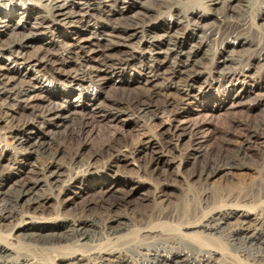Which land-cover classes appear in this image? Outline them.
Masks as SVG:
<instances>
[{
  "label": "bare ground",
  "instance_id": "6f19581e",
  "mask_svg": "<svg viewBox=\"0 0 264 264\" xmlns=\"http://www.w3.org/2000/svg\"><path fill=\"white\" fill-rule=\"evenodd\" d=\"M185 1L190 6L186 10L179 7L182 0H113L114 7L108 0H0V123L14 135L16 146L33 156L32 162L15 165L0 153V226L10 231V237H0V264H56L58 260L66 264H216L219 259L244 257L264 264V257L234 249L236 240H252L257 227L264 230V206L252 212L232 209L230 204L216 206L201 223L177 226L175 233L149 227L141 231L140 239L129 238L132 222L117 210L131 206L143 185L133 177L125 180L133 174L129 167L170 186L178 143L187 132L170 126L162 139L144 133L134 140L114 129L98 148L85 145L69 154L54 151L40 132L74 119L80 120L82 130L87 127L82 123L87 115L97 122L119 124L122 116L133 112L151 124L158 114L175 106L166 93L176 91L182 101L197 97L207 86L201 57L205 35L229 46L213 63V82L226 83L232 100L246 98L251 93L247 86L236 84V74L224 69L230 57L225 54L256 47L232 15L237 8H250L255 0ZM261 17L264 20V12ZM212 19L219 22L218 28L207 32L204 24ZM185 28L189 35L182 38L179 31ZM58 36L64 39H55ZM123 72H135V81L144 78L153 86L150 97L168 96L164 105L155 106L151 98L139 101L135 108L116 100L106 104L108 97L100 88L104 90ZM46 77L51 81L46 83ZM89 84L99 89L88 92ZM46 88H50L47 94H34ZM77 92L83 95L73 100ZM21 110H29L32 118L14 124V115ZM254 134L250 131L245 142ZM197 146L186 155L187 166H194L201 156ZM229 166L219 164L199 176L210 181L224 175ZM56 192L58 211L73 213L72 217L51 216L50 196ZM158 193L164 199L165 190ZM120 194L119 202L111 201ZM233 219L239 224L227 235L226 244L219 236L213 238ZM25 242L44 250L72 251L50 261L20 251Z\"/></svg>",
  "mask_w": 264,
  "mask_h": 264
},
{
  "label": "rangeland",
  "instance_id": "374dc122",
  "mask_svg": "<svg viewBox=\"0 0 264 264\" xmlns=\"http://www.w3.org/2000/svg\"><path fill=\"white\" fill-rule=\"evenodd\" d=\"M255 1L252 2L254 4L250 5V8L243 7V10L241 8L238 10L237 8L232 12V15L236 19V23L240 22L239 24L243 26L242 34H245L246 37H251L250 39L256 47L253 50H246L247 52L239 50L233 52L234 50H232L231 53L225 54L230 57H228L229 61L224 69L235 73L236 84H244L249 89V93L251 92L243 100H232L227 92L228 85L226 83L213 82L215 75L213 63L222 56L221 54L224 51H228L229 46L225 44L226 42L223 43L221 39L220 41L215 39V37L205 35L201 57L204 58V70L202 72H204L203 77L207 81V86L197 97L189 101H182V96L176 91L166 93L170 96L171 101L175 103V106H171L165 114H158L151 124L145 118H140L136 113L131 112L127 116H122L119 124L97 122L92 118L90 119L87 115L85 120H82V123L87 125V127L82 129L83 131L80 130L82 126L79 119H74V121L67 122L58 128H45L43 129L44 131L40 129L43 138L51 142L54 151L62 150L66 154L85 145L92 149L98 148L106 136L114 129L118 130L124 138L134 140L144 133H146L144 134L146 137L162 139L165 136H163L164 132L170 126L180 129L179 131L187 132L184 135L185 137L181 136V141L178 143L177 156L179 157L177 162L179 164L177 163L170 169V186L167 187L163 181L143 175L144 172H139L133 165L129 167L133 174L128 176L129 178H125V180L128 181L133 177L134 181L143 184L131 206L120 207L117 210V213H121L125 219H129L132 222V233L129 238L138 237L140 239L143 236L141 231L149 227H159L161 230H164L165 227V229H171L169 233H175V230L177 232L181 226L188 223H201L204 219L203 217H206L216 206L218 208L230 204L228 207L232 206V209L240 207L246 211L251 210V212L254 211L252 209H262L261 207L264 206V20L261 17L264 12V3L263 0ZM111 3L114 7L113 3L115 2L108 0V4ZM32 5L36 6L35 4ZM179 7L185 10L190 8L185 0H182ZM217 25H219V22L212 19L204 24V28L207 32H212L218 28ZM189 31L188 28L179 31L180 36L182 38L188 37ZM58 38L60 41L64 39L59 36L55 39ZM194 44H199V41L192 45ZM123 73H117L104 90L100 88L104 95L108 97L106 104L116 100L124 102L126 105L130 104L133 106L132 108H135L134 106L139 105L141 101H148L151 98L155 106L164 105L168 96L156 94L153 96L154 98L150 97L154 89L153 86H150L144 78L135 81L134 79H137L135 78L137 75L135 72ZM46 81L48 83L51 79L46 77ZM158 83V85H161V82ZM86 87L88 92L99 89L96 88L98 87L97 84H89ZM49 90L50 88H46L34 94L45 95ZM61 90L67 91L64 88H61ZM162 92L165 93L164 91ZM60 94L67 98L65 97L67 95H63V92ZM82 95L83 93L77 92L73 96V100L81 98ZM6 113L12 114V112ZM3 116L4 118L8 117L7 114ZM14 117V124H20L30 120L32 115L29 110H21ZM250 131L255 134L251 141L246 143L245 136ZM74 136H78V139L73 141ZM79 138L80 141H78ZM0 139V153L3 152L15 165L33 161V156L29 151L16 146L14 135L9 133L7 127L1 123ZM198 142L199 145L197 144ZM194 146L200 148L201 156L194 166H187V156ZM41 159L36 157V161H41ZM224 163L232 164V167L226 168L224 175L210 181H205L199 176L202 170H204L203 172H210L216 165ZM133 186L134 184H131V187ZM162 189L166 193L164 199L158 193ZM54 195H58V193H54L53 196L49 195L52 198L51 203H53V209L51 208V210L54 211L51 216L56 219H64L68 218L69 214V218L72 217L73 213L58 211V205H56L58 204V197L56 198ZM121 196V194L114 196L111 201L119 202L118 199ZM58 212L59 214L57 215ZM144 217L145 219H143ZM162 223L164 226H162ZM159 224L161 225L158 226ZM238 224L239 221L233 219L232 224H228L231 227L224 225L220 234L215 235L213 238H218L219 236L222 243L226 244V238L231 235L230 232H233ZM177 226L180 227L178 228ZM6 229V227L2 228L0 226V237L3 239L10 237V231H6ZM257 229L259 227L254 231L252 240L237 241L235 239L236 242L232 241V244L235 242V248H233L237 249L236 251L241 249L248 253L250 252L249 255H252V257H264V230ZM194 232L191 231V233ZM20 242L23 243L22 241ZM144 242L148 243L147 240H144ZM24 244L20 246L22 247L20 251L30 256L34 255V257L43 255L50 261H55L59 253L63 254L72 251L70 250L71 248L55 251L44 250L30 245L28 242ZM102 247L111 248L113 245ZM227 249L231 248L228 246ZM234 251L230 252L233 253ZM233 254L236 255L237 253L234 252ZM233 260V264H258V262L255 263L253 260L250 261V258L246 259L245 257L239 260L227 259L226 261H221L219 259L216 264H228L229 261L231 264ZM55 263L66 264V262L60 260Z\"/></svg>",
  "mask_w": 264,
  "mask_h": 264
}]
</instances>
